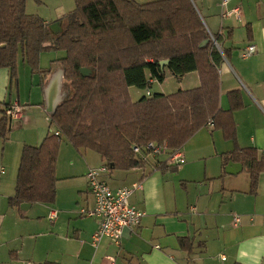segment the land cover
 I'll return each mask as SVG.
<instances>
[{
	"label": "trees",
	"instance_id": "1",
	"mask_svg": "<svg viewBox=\"0 0 264 264\" xmlns=\"http://www.w3.org/2000/svg\"><path fill=\"white\" fill-rule=\"evenodd\" d=\"M27 1L0 0V68L9 69L11 86H17L20 54L33 73L48 74L51 68L41 67L42 54L65 52L55 61L62 64L73 94L49 114L61 135L51 130L40 145H24L15 194L9 198L12 208L56 201L64 138L76 149L98 153L110 170H130L148 167L133 146L156 141L181 149L210 122L233 140L235 149L225 161L247 166L250 191L256 192L264 152L237 143L233 112L243 105L241 93L229 92L230 108L222 107L220 68L228 52L220 37L214 36L221 50L215 44L192 0H75L76 7L60 19L66 27L57 33L41 16L27 12ZM163 60L170 61L167 69L179 78L198 71L201 85L170 95L150 90L133 101L131 87L149 89L155 80L166 79ZM82 68L92 74L83 75ZM11 105L0 104V137L5 140L13 130L5 114ZM180 242L192 250L190 238Z\"/></svg>",
	"mask_w": 264,
	"mask_h": 264
},
{
	"label": "crops",
	"instance_id": "2",
	"mask_svg": "<svg viewBox=\"0 0 264 264\" xmlns=\"http://www.w3.org/2000/svg\"><path fill=\"white\" fill-rule=\"evenodd\" d=\"M138 1L146 3L153 0ZM192 1L210 34L220 37L221 48L228 52L220 68L222 107L230 108L229 92L239 90L241 93L239 101L243 105L233 112L237 143L242 148L256 147L264 152V0H228L226 5L223 4L225 0ZM237 8L239 16H223L224 11ZM46 22L54 32L61 31L63 21ZM251 44L256 50L245 58L243 53ZM20 61L19 57L16 88L11 86L9 69L0 68V104L19 103L24 113L23 122L18 126L25 124L27 129L44 111L50 122L48 89L58 79L59 105L65 78L60 62L54 61L50 73H38L39 99L32 100L31 96L18 93L26 75V66H21ZM22 62V65H27L24 57ZM165 70L166 76L172 74L167 67ZM180 79L182 90H190L194 84V88L201 85L198 71L187 73ZM15 89L17 96L14 95ZM28 105L32 106L31 115L30 110L25 111ZM28 121L30 123L26 126ZM43 130V126L36 127L38 140L43 141L52 129L48 133ZM204 132L209 139L197 147L200 152H207L200 158L205 161L203 172L199 161L188 163L183 147L186 162L182 168L167 164L154 169L156 165L152 160L144 168L109 170L106 173L109 174L108 181L103 175L114 188L130 186L138 181L143 184L131 202L145 215L138 227L125 230L119 246L108 237L94 245L98 219L89 216L70 218V214H75V205L80 206L81 202L62 203L57 189L56 201L46 204L50 206L47 211L49 219L51 213L57 211V219L53 226L48 225L47 231L48 235L55 237L57 245L47 248L44 254L28 249L26 239L34 238L35 233L28 231V225L25 232L20 227L22 219H30L27 212L35 204L27 210L12 208L10 196L8 207L4 202L0 204V264H111L110 257L115 259L114 264H264V172L260 174L256 192L252 193L247 166L234 160L225 161V156L235 149L233 140L227 139L222 130L215 129L210 123L197 135ZM26 144L37 143L25 139L23 147ZM175 170L180 171L177 176L167 174ZM109 178L121 185L111 183ZM83 181L88 185L87 177L86 180L83 177ZM78 194L81 196L82 191ZM0 200L5 201L3 197ZM94 205L95 200L91 202L86 198L84 207L93 208ZM236 215L241 217L240 222L235 221ZM12 223L15 224L12 227L15 233L11 235L9 226ZM183 237L191 239V251L182 246L180 238ZM188 244L185 242L186 246Z\"/></svg>",
	"mask_w": 264,
	"mask_h": 264
},
{
	"label": "rangeland",
	"instance_id": "3",
	"mask_svg": "<svg viewBox=\"0 0 264 264\" xmlns=\"http://www.w3.org/2000/svg\"><path fill=\"white\" fill-rule=\"evenodd\" d=\"M75 7H76L75 0H28L27 1V12L29 14L39 15L43 19L49 22H56L60 20V18H62L65 14L72 11ZM65 25L61 23L62 26L61 31H63V29L66 27ZM65 54L66 53L62 51L44 52L42 55L43 59H42L41 67L42 68L52 67V63H54L55 59L61 57L60 55L63 56ZM19 57L21 60L20 61L21 66L24 67L26 66V75L23 77V81L21 86H19L18 93L20 95L23 94V95L31 96L32 100H37L39 99L38 94L40 92L37 83L39 82L40 76L38 73H33L28 63L27 65L26 64L22 65L23 64L22 54H20ZM61 67L63 72L62 64ZM180 80L181 79L179 77L173 76L172 74H167L165 81L161 83L160 81L156 80L154 81L152 87L149 89L153 94L176 93L182 90V81ZM194 85H192L191 87L192 88L196 87ZM13 88H16V85H14ZM147 89L148 88L141 89L138 87H131L130 95L132 100L137 101L143 96H147ZM72 94H73V88L71 82L65 79V86H64L63 94L61 96V100L65 101L66 99L71 97ZM14 95L17 96V89H15ZM30 108H32V106L30 105H28L27 107L25 106V111L28 112V110H30V115H31ZM34 108L35 107H33V109ZM35 115L37 117V113ZM30 121H31V116H30ZM30 121L26 122V126L30 123ZM20 122L23 121L16 120L13 122V130L11 131V134L8 137V139H6V141L5 139H2L0 137V170H2L3 167L5 169V174L0 173V195H1L0 198L3 197L5 201L0 200V204L4 202L6 203L5 206L7 207L9 206L8 198L15 194V187L17 184L21 155L23 150V141L25 139H28V141H30L31 143H37L31 145H36V146L40 145L42 143V140H38L37 137L35 136L36 127L38 126H43L44 129L43 131H46V133H48L49 130L51 129L53 131L57 130V127L55 125H52L51 122L48 121V116L46 114V111L42 113V116L41 115L38 116L37 119H35L34 123L31 126H29L27 129H25L24 126L25 124H23V126H18ZM206 138H208L207 133L204 132L198 135L196 133L192 137V139H190L183 146L184 152L187 153L186 157L189 160L188 163L190 162L189 164H191L192 160L199 161L200 162L199 166H201L202 172L205 168L204 167L205 161L200 160V158L205 157L204 155H206L207 152L206 153L200 152L197 147L198 145L205 142L207 140ZM188 150L190 151L192 150V151L188 152ZM189 155H192V157H190ZM102 165H103V160L98 153L87 149H76L67 139L65 138L63 139L61 151L57 162L58 199H60L62 203H72L78 200L79 202H81L80 206L75 205L76 207L75 214H70L69 215L70 218L73 219H78V218L80 219L81 217L84 218L86 216L81 215L80 212L81 209L83 208L88 210L92 209V208L84 207L86 198H89L90 201L92 202V200H94V196L90 189L88 180H87L88 182L87 185V183L86 184L84 183L83 177L86 180L87 174L90 170L94 168H99ZM183 165L179 166V168H182ZM179 172L180 171L175 170V171H169L167 172V174L177 176ZM108 176L109 174L107 175L105 173L104 177L106 180ZM109 181H111V183L121 185L117 182L112 181L110 178ZM79 191H82L81 196H79L78 194ZM49 207L50 206L46 204H35V206L31 210H28L27 212L30 219H22L21 221L22 224L20 227L21 231L25 232L27 231L26 226L28 225V231H30V233H35L34 238L26 239V245L28 246V249L31 250L36 249L37 251H42L43 254L47 248H55L57 245L55 237H52L47 234L48 227L53 226L55 223L53 220H50L49 217H47V211ZM9 217L11 219L13 218L11 215ZM39 218L44 219V221H39L40 220ZM12 227H15V224L12 223L9 226L11 235L15 233Z\"/></svg>",
	"mask_w": 264,
	"mask_h": 264
},
{
	"label": "built area",
	"instance_id": "4",
	"mask_svg": "<svg viewBox=\"0 0 264 264\" xmlns=\"http://www.w3.org/2000/svg\"><path fill=\"white\" fill-rule=\"evenodd\" d=\"M228 0L223 2L227 4ZM240 10L224 11L223 16L236 14L239 16ZM212 36V35H211ZM215 44L220 48V44L212 36ZM256 50L254 44L247 47L243 53L245 58L250 57ZM150 94V89L147 91ZM23 109L19 103L12 104L7 110L6 115L12 121L21 120L23 118ZM212 124V122H210ZM56 135H61L59 130L54 132ZM134 154L140 158L147 166L155 161V165H160L166 162L168 165H176L177 167L186 162L185 155L181 149H171L167 142L159 143L151 141L145 146H133ZM163 158V159H162ZM110 169L106 165L90 170L87 174L90 189L93 193L95 205L92 209H81V215L96 217L99 221L98 230L93 235L94 245L101 242L102 238L108 237L112 243L121 245L125 230H132L141 224L145 212L139 209L131 202V198L137 190L143 188L142 181L133 183L130 186L112 187L104 178L103 175ZM1 174H5V169L2 168ZM51 220L57 219V211L50 215ZM235 221L240 222L241 217L236 215ZM111 264H114L115 259L110 257Z\"/></svg>",
	"mask_w": 264,
	"mask_h": 264
},
{
	"label": "water",
	"instance_id": "5",
	"mask_svg": "<svg viewBox=\"0 0 264 264\" xmlns=\"http://www.w3.org/2000/svg\"><path fill=\"white\" fill-rule=\"evenodd\" d=\"M169 60H163L160 62V65L162 67V69H165L168 64H169ZM82 73L85 76H88L92 73V71L88 68H82ZM58 86H59V82L58 79L57 81L54 80V83L49 87V98H50V108H49V112L52 113L56 110V108L58 107V102L60 100V96H59V92H58ZM29 207H31V203H24L22 204L21 208L22 210H27Z\"/></svg>",
	"mask_w": 264,
	"mask_h": 264
}]
</instances>
